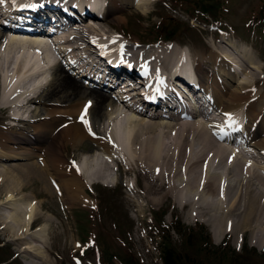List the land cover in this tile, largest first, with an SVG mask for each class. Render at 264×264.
<instances>
[{
	"label": "bare ground",
	"instance_id": "6f19581e",
	"mask_svg": "<svg viewBox=\"0 0 264 264\" xmlns=\"http://www.w3.org/2000/svg\"><path fill=\"white\" fill-rule=\"evenodd\" d=\"M14 1L0 0V19H5L7 16L6 12L13 7ZM38 1H43V4L52 6L60 7L61 5L58 0H26L23 6L36 4ZM153 1L143 0L139 3L135 2V0H106L107 5L103 17L98 19L100 22L89 20L90 22L87 23V20L84 18L78 21L73 20L67 28L54 34L59 37L55 39L57 42L52 43L51 46L54 45L53 48L59 54L60 59L54 64L49 65V67L52 65V78L50 77L51 80L46 83L39 82L41 84H36L35 88H31V90L26 92L20 90L23 94L26 93L28 95L25 96L23 102L17 101L19 98L21 99V95L23 94H20L19 97L13 95V92L16 91L17 86L21 82L23 83L25 78L41 79L44 75V68L49 64L52 54L46 43V38L30 35H10V37H7L0 31V43H3L0 46V55L6 57L1 61H3L6 68H8L9 64H16L14 72L7 75V72L4 70L3 72L5 73L2 77L0 76L1 87L5 88V86H8L7 84L12 86V89L6 95L3 93L4 105L6 106L3 110L12 107V105L24 107L30 104L36 93L33 94L32 92L38 87L39 90L43 87L46 88L45 86L52 88L50 92L48 91V94L51 93L53 95L56 93H66L72 97L79 95L89 97L88 101L82 102L75 117H73V113L65 111H62V113L58 112L59 114L55 113L51 118L49 117L50 112L43 113L42 118L38 119H29L27 117L26 119L23 116L15 117V120L19 122L25 120L23 123H27L28 120L38 121L39 119L51 121L43 124L48 130L37 129V133L39 132L38 140L35 139V132L32 134V138L27 133H23L24 136L30 137V139H25L22 142L23 144L32 141L38 143L35 144L36 146L33 145L36 151H38V153L35 151L36 156H32L36 159V165L25 166L23 171L31 177L41 178L45 176L44 178L48 180L46 182L49 183V187L60 199L77 200L80 198V195L85 197L83 191L85 188L92 186L93 181L89 176L98 174L97 178H103V172L106 170L103 172L102 170L107 168L108 171L109 168H112V163L117 168H122L131 162L129 169L141 168L143 172L145 171L144 174L150 177L151 185L145 187V193L146 196L153 198V202L157 203L160 197L165 195L172 196L178 205L191 207L192 211H197L198 216H205V220L208 223L214 224L216 226H214L216 236H219L222 229L220 224L224 220V224L228 227L230 226V230L233 232L239 229L241 231L250 230L254 236V243L257 245L262 240L264 241V140L261 141L264 139V100L261 99L262 96L254 93V87L253 89H248L246 85H240L236 92L228 94L230 84L226 81V78H230L231 73L222 66L221 68L220 63L223 66L231 68L229 70L234 74L236 71L239 73V70L234 64L225 61V57L228 56L222 53L221 50V52L212 50L211 61L204 59H196L197 61H194V55L188 49L187 52L184 48L175 49L173 47L175 43L173 42H164L158 47L152 48H136L138 49L136 50L134 47L137 42L133 40L128 42L116 36L110 37L106 32L104 35L101 30L100 32H96L95 28L92 27V25L96 27L98 24L111 23L110 18H108L111 12L121 10L131 4L136 9H141L145 13L147 12L146 8L148 5L152 4ZM66 3L70 4L72 2L71 0H66ZM32 12L35 11H17V19L21 17L31 19L30 14H35ZM67 13H63L62 15L68 16ZM224 41L231 48L233 42L221 39V42ZM164 45L169 46V48L163 47ZM161 47L162 49L160 50H154ZM15 48L20 49L13 51ZM34 49L36 50L35 54L33 53ZM232 50L244 53L242 49L239 50V46L233 47ZM227 52V54H231V52ZM13 53H24L27 56L22 59L19 56L13 60L11 58ZM185 56L191 59L194 70L199 78V85L205 88L208 98L213 103L214 111L217 113L218 110L219 113L216 116H221L220 118L225 117L229 121V125H226V130L227 128H234L236 124L241 122L239 111L243 109L244 133L241 139H245V141L247 139L249 142L245 144L246 147H241V150L240 147H236L238 146L236 142L230 139L228 134L220 128L224 127L223 123L216 125L214 122H211L214 120L218 122L216 116L214 119L202 113L181 114L175 110L167 116L159 117L155 111H149V108L157 107L155 104L160 101L157 98L160 95L158 91L163 83H168L169 71L172 68L175 71L181 66H185L182 65ZM37 57L41 59H37ZM65 57L66 59L69 58L67 65L62 60ZM134 57H136V60ZM237 57L242 59V56L237 55ZM105 59H110L116 66H124L128 72L127 74L139 72L140 69V72L146 75L147 80L135 79L132 76L126 75L124 77L127 80L124 81L120 70L114 71L112 67L105 69L103 64V62H106ZM32 60L34 61L31 64ZM41 61H47L48 63L39 65L38 63ZM225 62L228 64L224 65L226 64ZM135 66H138L139 69L137 70ZM216 66H218L217 70L214 69ZM69 67L76 68L78 73L82 72L81 74L87 71L88 73L92 72L94 77L103 79L108 83L113 82L111 84L113 87L107 90L102 85L87 86L82 82L80 77H76L75 74L70 73ZM247 67L249 65H246L245 75L250 73L247 71ZM177 74L179 76L186 75L184 71H179ZM253 82L252 85L254 86ZM150 87H152L153 97L150 98L149 103L151 105L148 106V102L143 100L142 95ZM113 88H118L117 94H114L115 96L111 94ZM246 92L251 96L248 100L249 102L238 103L237 106L235 105L236 107L229 104L236 98L240 99ZM16 94L18 93L16 92ZM257 97L263 107H260L258 102L254 100ZM153 100H157V102L152 103ZM89 102L91 103L89 104ZM119 104L128 108L133 114L128 115L126 113L122 116L124 112L120 109ZM86 105L88 107L85 112ZM217 106L220 109H217ZM224 110L226 111L224 112ZM256 113H258V116H255ZM112 114L113 118L117 119L119 117L120 119H111L110 116ZM145 114L150 118H143ZM199 114L205 119L204 121L197 119V115ZM260 115L262 116L260 117ZM82 116L83 119H81ZM98 117L99 120L96 124L95 119ZM14 125L4 124L2 128L3 134L0 136V146L8 134H13V130L16 128ZM174 127L176 131L173 133ZM56 128H60L61 130L65 128V130L61 131L64 134L62 139L72 143L73 147L89 139L95 147L94 153L89 156L87 161L80 159L77 163H72L71 167L58 161L63 156L61 155L62 158L59 156L60 151L57 149L51 151L47 160L43 159L42 153L43 155L45 154L47 145L44 151H42L43 149L40 145L45 142V139L47 141V137L48 135L50 136L51 131L54 137ZM164 129H167V131ZM171 134L173 138L170 137L172 136ZM4 135L5 138H2ZM18 143L20 142L15 141L14 146ZM185 147L186 153L183 151ZM175 148L178 152H174L176 151ZM0 154V159L10 158L4 157L8 154ZM224 154L228 155L225 160L226 163L222 164V159L223 157L225 158ZM59 165L67 168L65 173L66 168L64 167L62 176H58L57 173ZM221 166L224 167L222 173L217 171ZM68 168L70 169L68 170ZM109 172H107V176H110ZM12 190L14 189L10 191ZM57 197L56 199L59 200L62 208L65 210L69 209L66 206L64 207L66 204ZM3 198L0 205L4 203L10 204L8 209L12 210V216L9 215V218L12 217L14 219L13 217L19 212V207L14 203L16 197L14 198V195L8 192ZM89 200L91 198L86 197L87 203L85 204H88ZM32 202L33 199L30 202L31 206L35 204ZM73 207L74 205L70 208ZM13 208H17L14 209L15 212ZM32 208H30V212ZM26 212L23 214V221L25 219L29 221L31 218V214L28 215ZM45 217L43 218L45 219ZM33 224L29 225L30 230L28 232L31 231ZM38 228L40 229V227ZM215 239L217 240V238Z\"/></svg>",
	"mask_w": 264,
	"mask_h": 264
},
{
	"label": "rangeland",
	"instance_id": "374dc122",
	"mask_svg": "<svg viewBox=\"0 0 264 264\" xmlns=\"http://www.w3.org/2000/svg\"><path fill=\"white\" fill-rule=\"evenodd\" d=\"M142 1L135 0L139 3ZM146 9L147 12L143 13L141 9H136L131 4L111 12L108 16L111 23L98 24L96 27L92 25V27L96 32L101 30L104 35L106 32L110 37L116 36L128 42L131 40L137 42L135 49L158 47L164 42H173L175 49L184 48L186 52L188 49L194 55V61L196 59L211 61L212 50H221L228 56L225 57V61L234 64L239 70V73L235 70L234 74L229 70L231 68L220 63V67L231 73L230 78H226L230 84L228 94L236 92L240 85H246L248 89L254 87V93L261 95V99L264 100V0H154ZM95 21L100 22V20ZM170 23L175 25L173 31L166 29ZM168 36H170L169 39ZM221 39L232 41L231 48L239 46V50L242 49L244 53L235 52L228 47L226 41L221 42ZM1 45L3 43H0ZM163 47L169 48L167 45ZM18 49L15 48L13 51ZM160 49L162 47L154 50ZM227 51L231 54H227ZM13 54L11 56L13 60L19 56L21 59L27 56L24 53ZM57 55L59 58V54L55 56ZM237 55L242 56V59H239ZM4 58L6 57L0 55L1 77L5 72L7 75L14 72L16 66V64H9L6 68L1 61ZM134 58L136 60V57ZM66 60L68 59L65 57L64 64L67 63ZM45 62L41 61L38 64L43 65ZM225 63L224 65L228 64ZM246 65H249L248 75L244 74ZM214 69L217 70L218 66ZM69 71L73 74L72 71L77 70L71 68ZM52 74L53 70H50L45 71L38 80L32 77L25 78L23 83L17 86L16 91L14 90L13 95L20 97L23 91L35 88L39 82L48 78L50 81ZM7 85L5 88L0 85V136L3 134L4 124H15L16 128L13 134H8L6 138L5 135L2 137L5 140L0 146V153L8 154L6 156L3 154L4 157H10L0 159V202L6 193L11 192L14 198L16 197L14 203L19 207V212L13 217L14 219L9 218V215L12 216V210L8 209L10 204L0 205V264H123V260L131 264H163L162 251L166 247L174 250L180 264H264V243H262L264 241L256 242L258 244L255 245L254 236L250 230L239 229L233 232L222 220L221 232L219 236H216L214 224L208 223L205 216H198L197 211H192L191 207L178 205L174 197L165 195L160 197L157 203L153 202V198L146 196L145 193V187L151 185L150 177L144 174L145 171L143 172L141 168L129 169L131 162L121 166L122 168H117L112 163V168L108 170L110 176H107V168L103 167L102 172L106 171L103 172L102 179L97 178L98 174L89 176L93 184L89 186L90 188L83 190L85 197L80 195L77 200L57 197L49 187L45 176L31 177L23 171L25 166L36 165V159L32 156L38 153L34 148L38 143L32 141L23 144L22 142L32 138L34 132L35 139L38 140L37 129L48 130L43 124L51 121L39 119L40 121L28 120L27 123H23L25 120L19 122L9 116L38 119L42 118L43 113L50 112L51 118L55 113L65 111L73 113L75 117L82 102L88 101L89 97L86 95L72 97L66 93L53 95L48 94L52 88L45 86L46 88L39 90L38 87L32 92L36 93L30 104L24 107L12 105L3 110L6 107L3 93L6 95L12 89V86ZM21 96L18 102H22L28 95L25 93ZM250 98L251 96L246 92L240 99L236 98L229 104L236 107L238 103L249 102ZM254 100L260 107L264 106L261 105L258 97ZM119 106L124 112L122 116L126 113L133 114L122 104ZM217 109L220 107L217 106ZM255 116H258V113ZM110 117L116 119L113 118V114ZM143 118L149 117L144 115ZM118 119L120 118L116 120ZM197 119L200 120V117ZM95 120L97 124L99 117ZM211 122L215 123L217 120ZM56 129L54 137L51 131L47 141L45 139L43 144H39L42 151L47 145L44 155L40 151L43 159L47 160L51 151L57 149L60 151L59 156L61 158L63 156L58 161L71 167L72 163H77L80 159L87 161L94 153L95 147L89 139L73 147L72 143L62 139L64 134L61 131L65 128ZM23 133H27L30 137L26 135L25 137ZM170 137L173 138V135ZM15 141L20 143L14 146ZM183 151L186 153V147ZM227 155H223L225 158L223 157L222 164L226 163ZM64 167L59 165L58 176H62ZM223 168L221 166L217 171L222 173ZM66 170L67 168L65 173ZM11 189L14 190L10 191ZM55 196L66 204L64 207L69 209H63ZM86 197L91 198L88 204H85ZM32 199V203H35L33 206L30 204ZM73 205L74 207L70 208ZM31 207L34 210L32 208L30 212ZM24 212L31 214L29 221L26 219L23 221ZM32 223L34 224L31 231L28 232L29 225ZM105 250L107 254L116 256L111 255L107 258L103 253Z\"/></svg>",
	"mask_w": 264,
	"mask_h": 264
},
{
	"label": "trees",
	"instance_id": "16d2710c",
	"mask_svg": "<svg viewBox=\"0 0 264 264\" xmlns=\"http://www.w3.org/2000/svg\"><path fill=\"white\" fill-rule=\"evenodd\" d=\"M174 27H175V25H172L170 23L166 27V29L168 31H173ZM168 38H170V36H168ZM103 253H104V256H106L107 258H110L112 255V254L111 255L107 254L108 252L106 250ZM113 256H116V255L113 254ZM162 261H163V264H180L177 256L174 253V250L172 248H167V247L162 251ZM123 264H131V263H129L126 260H123Z\"/></svg>",
	"mask_w": 264,
	"mask_h": 264
},
{
	"label": "snow or ice",
	"instance_id": "6c2138e0",
	"mask_svg": "<svg viewBox=\"0 0 264 264\" xmlns=\"http://www.w3.org/2000/svg\"><path fill=\"white\" fill-rule=\"evenodd\" d=\"M91 102H89V104H90ZM87 107H88V105H86L85 106V112L87 111ZM81 119H83V116L81 117Z\"/></svg>",
	"mask_w": 264,
	"mask_h": 264
}]
</instances>
